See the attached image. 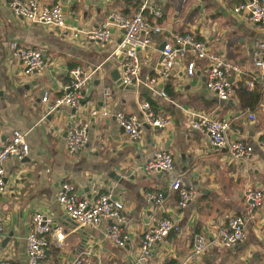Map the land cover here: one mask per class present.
<instances>
[{
  "label": "crops",
  "instance_id": "1",
  "mask_svg": "<svg viewBox=\"0 0 264 264\" xmlns=\"http://www.w3.org/2000/svg\"><path fill=\"white\" fill-rule=\"evenodd\" d=\"M9 1L0 0V145L17 128L27 132L29 150L23 159L10 157L4 163L0 257L13 264H29L25 236L32 215L40 210L52 218L53 229L64 235L61 241L49 243L47 258L51 264L78 256L84 264H134L144 230L162 218L171 219L179 229L153 246L152 262L187 259L189 264H264V201L254 217L246 221L243 241L230 247L210 243L198 256L191 250L194 235L203 234L211 241L226 215L245 212L242 192L247 186L264 192V152L258 148L264 140V91L258 85L251 90L245 86L255 73L251 50L258 41L264 42V26L252 23L245 14L232 12L242 0H148L163 14L158 20L163 32L153 35L147 49L138 51L141 70L139 80L133 82L134 90L118 89L110 76L115 70L122 75V56L114 51L123 30L112 28L110 40L103 45L90 40L87 31L113 11L136 13L143 0H38L41 5H61L64 28L15 16ZM187 31L213 52L241 66L242 73L231 78L232 95L228 100L210 93L198 70L188 75L181 58L167 78H156L162 42L173 33ZM13 40L38 47L45 69L23 75L20 60L9 48ZM74 66L95 69L81 107L74 110L63 106L43 117V92L47 90L50 97L63 94ZM151 78H156L155 85L150 84ZM106 87L111 89L110 97L104 96ZM160 89L167 98L158 95ZM143 101H149L170 122L164 128L144 123L143 133L136 140L128 138L113 117L91 114L92 108L107 107L141 118L139 106ZM247 109L256 114L255 120L244 115ZM202 113L227 120V137L253 144L252 155L232 160L227 153L211 148L206 134L191 127L194 115ZM78 122L88 123V139L77 154L71 155L65 136L68 128ZM158 149L172 154L173 171L146 172L145 163ZM174 176L196 191L182 209L177 207V194L170 188ZM62 180L71 181L82 197L91 198L96 190L111 192L123 201V246L106 237L108 220L94 228H81L88 236L82 242L84 236L77 232L80 228L56 200ZM158 192L163 193L160 203L146 197L147 193Z\"/></svg>",
  "mask_w": 264,
  "mask_h": 264
},
{
  "label": "built area",
  "instance_id": "2",
  "mask_svg": "<svg viewBox=\"0 0 264 264\" xmlns=\"http://www.w3.org/2000/svg\"><path fill=\"white\" fill-rule=\"evenodd\" d=\"M8 6L15 16L22 17L31 23H40L58 28L66 27L65 16L59 3L41 5L38 0H10ZM236 14H245L254 24L264 26V0H242L232 8ZM150 17H147L145 14ZM163 17L148 0H143L139 10L132 15L111 12L96 28L87 31V37L99 45L106 44L111 38L112 28L123 30L120 43L115 53L121 54L122 82L133 83L139 80L141 62L138 51L147 49L152 43L155 34L163 32L158 20ZM12 55L20 60L22 74L29 76L45 69V60L38 47L26 46L18 40L9 43ZM264 42L258 41L251 50L252 64L255 73L245 82L246 89L251 90L258 85L264 91ZM160 67L156 71V78H167L177 59L185 60L186 73L194 75L198 70L205 77L206 89L220 100H228L232 95V81L234 75L242 73L241 66L233 61L226 60L221 54L210 50L208 45L197 38L193 32L173 33L165 41L161 49ZM188 56L191 59H186ZM95 69H84L74 66L69 70V81L64 85L61 95L50 97L47 90L41 96L42 116L55 112L65 106L77 110L81 107L85 90L94 77ZM156 78H151L150 84H156ZM111 89H104V96L110 97ZM158 95L167 98L164 90ZM41 109V107H40ZM141 118L134 114H127L122 110L112 111L107 107L92 108L93 116L101 115L113 117L122 132L130 139L141 137L144 123L152 127L164 128L170 122L168 116L156 112L149 101H143L139 106ZM248 119L255 120L256 114L247 109L244 114ZM191 127L203 132L207 136V143L211 148L228 154L232 160L248 158L254 151V145L243 140H231L227 137L229 123L225 119L211 118L206 114H196L191 121ZM27 132L14 128L10 136L0 145V193L6 189L4 163L14 157L23 159L29 150ZM88 139V123L78 122L68 128L65 136L67 152L77 154ZM259 150L264 152V140L258 143ZM146 172H171L174 161L169 151L158 149L147 160L144 166ZM171 190L177 194V207L185 208L195 195L193 187L188 186L181 177L174 176L170 182ZM146 197L156 203L163 200V193H147ZM242 197L246 203L243 214L231 213L226 215L213 235L211 241L203 234L194 235L191 250L193 255L202 254L210 243L218 246L230 247L246 237V221L256 214L263 205L264 192L261 188L247 186ZM56 200L65 214L77 228H94L103 220H108L105 235L117 246H123L126 235L123 225L126 222L124 203L111 192L94 190L91 198H85L77 193L75 185L68 180H62L56 192ZM53 220L44 212L38 210L32 215V222L25 236L26 255L29 264H51L47 258V248L51 240L59 242L64 235L53 229ZM179 227L169 218L160 219L154 226L144 230L139 248L134 257V264H189L187 259H174L165 263L152 262L153 246ZM4 231L0 224V235ZM89 253V252H87ZM0 264H13L9 259L0 257ZM58 264H84L82 257L71 260H61Z\"/></svg>",
  "mask_w": 264,
  "mask_h": 264
},
{
  "label": "water",
  "instance_id": "3",
  "mask_svg": "<svg viewBox=\"0 0 264 264\" xmlns=\"http://www.w3.org/2000/svg\"><path fill=\"white\" fill-rule=\"evenodd\" d=\"M62 12L64 14L63 9H62ZM164 44H165V42H162L161 48H163ZM95 75H96V73H95ZM110 76L114 80V82L117 85L118 89H120V90H134L136 88L135 84H133V83L124 84L122 82L121 75H120V73L117 70H115L113 72H110ZM113 174H114V172H111L110 173V176H112ZM77 232L80 233V234H82L84 236L82 238V242L86 241V238L88 237L87 234L81 228L80 229H77Z\"/></svg>",
  "mask_w": 264,
  "mask_h": 264
},
{
  "label": "trees",
  "instance_id": "4",
  "mask_svg": "<svg viewBox=\"0 0 264 264\" xmlns=\"http://www.w3.org/2000/svg\"><path fill=\"white\" fill-rule=\"evenodd\" d=\"M188 59H191V57H188Z\"/></svg>",
  "mask_w": 264,
  "mask_h": 264
}]
</instances>
